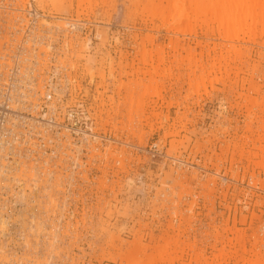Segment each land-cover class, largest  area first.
Instances as JSON below:
<instances>
[{"label":"rangeland","instance_id":"obj_1","mask_svg":"<svg viewBox=\"0 0 264 264\" xmlns=\"http://www.w3.org/2000/svg\"><path fill=\"white\" fill-rule=\"evenodd\" d=\"M23 1L43 16L86 21L82 34L54 37L69 83L63 98L81 103L94 130L116 140L109 158L88 167L89 184L73 187L81 193L69 208L74 217L64 215L57 233L66 244L47 249L48 264H127L129 254L133 264L263 263L264 22L250 39L220 30L214 0H184L182 11L175 0ZM53 21L40 20L41 28ZM11 216L0 248L26 260L36 250L22 255L32 232L23 229L38 220ZM70 229L77 235L66 246Z\"/></svg>","mask_w":264,"mask_h":264},{"label":"built area","instance_id":"obj_2","mask_svg":"<svg viewBox=\"0 0 264 264\" xmlns=\"http://www.w3.org/2000/svg\"><path fill=\"white\" fill-rule=\"evenodd\" d=\"M35 10L30 2L0 0V156L5 157L0 159L1 173L3 170L0 185L8 182V177L18 165L28 168L51 166L54 175L47 184L56 181L58 187L67 186L66 192L58 190V210L52 212L55 218L51 225L59 232L64 215L71 214L72 210L69 208L75 204L77 193L74 196L73 187L88 179L87 168L93 163L88 147H96L95 154L102 152L103 146L108 142L114 143L116 140L94 130V122L81 103L65 105L67 102L63 98L64 94L59 95L61 98L56 101L55 107L51 106V97L54 98L55 91L63 89L60 85L61 75L53 73V67L49 66L51 64H44L39 59L36 68L29 72L20 63L24 55L17 58V53L27 49L26 41L31 36L30 29L33 25L37 26L38 18L42 16ZM73 25L76 26L72 27ZM65 28L74 31L78 24L67 21ZM21 80H24L23 84H19ZM13 81H16L19 88L29 90V101L24 102V95L16 101L22 102L21 104L15 105L10 100L7 94L11 87L10 82ZM17 130L22 134L18 135ZM77 149L81 150L79 155ZM39 155L47 158L55 156L50 160H54V164L35 160ZM77 163L81 167L74 169ZM64 167L75 170L73 179L67 178L70 169L66 170V174L60 171ZM34 171L39 172L36 169ZM4 194L9 197L12 207L15 206L12 213L19 215L24 206L15 202L17 194ZM58 218L62 219L61 223H58ZM14 256L18 257L16 254Z\"/></svg>","mask_w":264,"mask_h":264},{"label":"bare ground","instance_id":"obj_3","mask_svg":"<svg viewBox=\"0 0 264 264\" xmlns=\"http://www.w3.org/2000/svg\"><path fill=\"white\" fill-rule=\"evenodd\" d=\"M46 1L50 2L52 5H55L58 0H46ZM20 2L24 3L23 0L20 1ZM28 2H30V6L31 7H33L34 9H36L34 7L32 1H27L25 3H28ZM174 3L175 4H179L181 6L180 11L183 10L182 7L184 6V0H175ZM204 4L205 3L202 2L200 5L201 6H204ZM80 5H82V1L80 2ZM210 5H214V6H217L218 7L217 14H219V15L217 17H218L219 22H221L220 30H222V32L225 33V35H227V36L231 35V30H234L235 31L234 36H237L238 33H243V34L249 33V35L248 34L247 35L250 36V39H254L255 38V33H254L252 27H254L257 23H263L264 22V15L263 14H256L255 11H253L254 8H258L261 11L264 10V0H214V1H212L210 3ZM35 11L37 12L38 10L36 9ZM57 12L58 13H62L63 12V8H57ZM46 17L49 18V19H52V21L54 20L53 22H56L57 21L58 24L56 23L57 24L56 26H53L52 24H50V26L52 25L51 27L49 25H48L49 26L48 27L47 24H46L45 27L41 28V26L43 24L40 22V20H44V19H46ZM248 19H251V23L250 24H247V20ZM161 20H162V22H164L165 21V16H162L161 17ZM59 21H60V24H59ZM67 21H69V22H75V23L78 24V28L76 30H74V31H77L76 33L79 34V33H81L84 30L85 23H86V21L84 19H78V18H75V17L74 18L73 17H71V18L70 17H61V16H56V17L49 16L48 17V15L47 16H43L42 15L41 17L38 18L37 26L36 25H33L31 27V29H30L31 36L28 37L27 38V41H26L27 42V49H25L23 51H19L17 53V58H19V55H24V57L20 59V63H22V64L25 65V68H26L27 71H29V70H30L29 72L33 71L36 68L35 65L38 63V60L41 59V61L44 64H47V65L51 64V66L53 67V71H54L53 73L54 74H59V75H62L63 76V74H64L63 72H64V70L66 68L64 69L63 63L61 64L60 63L61 61L58 59L61 56V53H60L61 42L58 43L57 42L58 41V39H57L58 37L57 38H54V37L60 36L59 34H62V32H64V31H70L71 30V29L68 30L67 28H65V23ZM60 25H61V27H58ZM90 25H92V24H90ZM75 26L76 25H73L72 27H75ZM71 35H73V34H70V36ZM62 38H63V36H62ZM79 45H81V42H80ZM15 55H16V53L14 54V57H15ZM80 59H82V58H80ZM80 59H78V60H80ZM70 67H73L72 69H74L75 64L71 62ZM90 69L91 68H89V67L84 68V72L82 73V75L83 74H90L89 83L91 84V83L94 82L96 76L92 73L93 71L90 70ZM65 77H66V75H65ZM99 77L102 78L103 80H105V74L101 73L99 75ZM61 81H63V80H61ZM23 83H24V80L19 81V84H23ZM204 83L205 82H204V79H203V80L200 81V83L198 84L197 87L198 88L199 87H202L203 88L204 85H205ZM65 84H69V83H65ZM65 84H64V81H63V83L60 84V85H62L63 89H60V90H56L55 89L56 91L54 93V98L51 97V99H52L51 106L52 107H55L56 101L59 98H61V97H59V95L65 93ZM10 86L11 87L9 89V92H8L7 96L10 98V100L15 105L22 103V102H17L16 103V101L22 95H24V100H25L24 102L25 103L27 101H29V96H28V93H27V92H29V90L23 89V88H19L18 87V84L16 83V81L10 82ZM145 91H147V90H145ZM16 133L18 135L22 134V132L20 130H17ZM110 143L111 142H108L106 144V146H103V148H104L103 151L105 150V152L103 154H101L99 151L94 154V152L97 151V148L96 147H92V148L91 147H88L89 150H91L90 151V160L93 162L92 164H95L97 161H99L98 158H101V156H102V158H105V157L106 158H109V156H110L111 153L108 152L107 149L109 148ZM80 152H81V150L80 149H77V155H79ZM54 157L55 156L48 157L47 158V157H44L43 155H39V156H37L34 159L35 160H40L42 162H45V164H47V163L54 164V160H52V162H50V160L52 158H54ZM0 159L1 160L2 159H5V157L0 156ZM99 165L100 164H98V166ZM79 166L81 167V165H79L77 163L76 165H74V169L76 167H79ZM34 169L39 170V172L38 173L35 172ZM68 169H70L69 170L70 172H68L69 174L67 175V178H69L71 180V178L73 179V175H74V171H75V170H73V168L64 167L63 169L61 168L60 171L63 172V173H65L66 170H68ZM2 173H3V170H2ZM2 173H1V167H0V175L1 176H2ZM63 173H61V175ZM65 174H64V176H65ZM53 175H54V171H52L51 166H48V167L40 166L38 168H33V167L28 168V167H25L23 165L22 166H19L18 165L17 168L15 169V171H13L11 173V176L8 177V182L0 185V236L2 234L5 235L4 228L7 226V224H8L7 223V220L9 219L7 216H9V214L10 215L13 214L12 211H14V207H15V206L12 207V205L9 203V197L6 196L4 193H15V194L18 195V196L17 195L15 196L14 200H15L16 203L20 204L21 206H24V209L19 214V215L22 216V219L24 218V220H25V218H26L25 215H27V216H29L30 218H33L36 221L38 220L35 223V221H32L31 219L28 218L29 220H31L30 223L33 222L34 224H32V225L30 224L28 227H26V228L23 229L26 232L28 230V232L29 231H32L34 233H32V232L31 233H25V234H28V237H26L25 241H23L24 242V245L23 246H24V248H26V250L24 251V254H22V255H25L26 254L25 252H29V251H31V249H34V248L36 250L35 251V254H33L32 256H30L29 258H27L26 260L25 259H18V258H14L15 257L14 256L15 254L13 255V253H15V251H12L13 253H11V252L7 251L8 250L7 248H5L7 250H2L0 248V264H25V263L26 264H31V262H33L34 264H36V262L38 261V259L39 258L41 259L42 257H45L46 258V262H43V263L44 264H48L49 261L50 262L52 261L51 258H53L54 255L52 253H49L48 254L46 252L47 249H49L51 247L54 248V249L55 248L58 249V248H60V246L59 245L58 246H55L56 245L55 243H58V242L60 243V241L62 243H64L62 241V239L61 240L59 239L62 236L59 237L58 234H57L58 231H56L55 228L53 227V225H51L52 221H47L49 215H51L52 212H55L56 210H58L59 197L56 194L58 193V189H62L60 187L57 189V187L59 185H58V183H56V181H53V183H51L49 185L47 184L49 178L52 177ZM85 176H86V174H85ZM112 178H114V177H112ZM86 182H88V184H89V180H87ZM238 185H240V184H238ZM247 185L249 186L250 183H248ZM251 185H252V183H251ZM64 187H65V185H64ZM251 187H253V185ZM62 191H64V190L62 189ZM87 191L89 192V190H87ZM78 194H81V193H78ZM87 196L88 197H86V198H89V195H87ZM77 201H75V202H77ZM77 204H76V207H77ZM74 205H73V207H74ZM31 208H34L35 210L34 209H31ZM89 208H91V207H89ZM88 211H89V209H88ZM83 214H84V211H83ZM262 214L264 215V212H262ZM70 216H71V214H70ZM36 217H38V219ZM65 217H67V215ZM71 217L73 218L74 216L72 215ZM53 218H54V216H53ZM11 219H12V216H11ZM13 219L15 220V218H13ZM14 220H13L12 223H14V225H15V222H16L17 219L15 221ZM58 220H59L58 223H61L62 222V219L58 218ZM65 220H66V218H65ZM9 222H10V220H9ZM75 222H76V220L74 221V223ZM27 223H29V222H27ZM67 225L69 226V224H67ZM75 225H77V224H75ZM72 226H74V225H72ZM82 226H81V228H82ZM84 226H85V224H84ZM75 227L77 228V226H75ZM83 228L85 229V227H83ZM14 229H15V227H14ZM18 229H20V228L18 227ZM88 229H90V228H88ZM23 230H21V231H23ZM45 230H47V231L48 230H50V231L53 230V231H55L54 232L55 235H52V233L50 231L47 232ZM67 230H65L66 231V234L67 233H70L69 231L72 230V229H70L68 232H67ZM6 231H8V230H6ZM16 231L14 230V233ZM25 231H23V232H25ZM74 231L72 230V232H74ZM72 232H71V234H72ZM18 233L19 232H17V234ZM62 235H64V234L62 233ZM76 235L77 234L75 233L74 236H72V237L70 236L72 238V240L68 238L71 241H69V242L67 241L68 244L66 246H68V245H70V244H72L74 242V238L76 237ZM23 236H24V234H23ZM20 237H22V235H20ZM6 238H9V237H6ZM15 238H17V237H15ZM10 239H12V238L10 237ZM38 239H41L42 240L41 243L38 241ZM66 239H67V237H66ZM20 242H22V241L20 240ZM20 242H18V243L20 244ZM5 243H6V241H5ZM62 243H61V247H66V246H64V244H66V243H64V244H62ZM0 244H1V240H0ZM7 244H10L9 241H8ZM5 247H6V245H5ZM24 248H22V249H24ZM223 249H224V247H223ZM14 250H17V249H14ZM133 258L134 257H132V255H130V254L127 255V264H133V262L135 261ZM152 263L153 262H151V260H147L144 264H152ZM206 263H208V261H206ZM261 264H264V260H263V263H261Z\"/></svg>","mask_w":264,"mask_h":264}]
</instances>
